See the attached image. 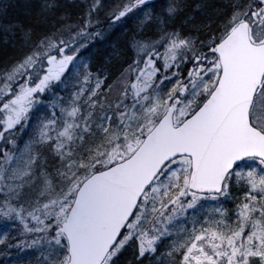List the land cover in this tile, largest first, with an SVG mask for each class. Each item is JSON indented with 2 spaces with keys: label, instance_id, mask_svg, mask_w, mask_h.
<instances>
[{
  "label": "snow or ice",
  "instance_id": "6c2138e0",
  "mask_svg": "<svg viewBox=\"0 0 264 264\" xmlns=\"http://www.w3.org/2000/svg\"><path fill=\"white\" fill-rule=\"evenodd\" d=\"M12 7L4 264H264V0ZM125 24L94 62L96 38Z\"/></svg>",
  "mask_w": 264,
  "mask_h": 264
},
{
  "label": "trees",
  "instance_id": "16d2710c",
  "mask_svg": "<svg viewBox=\"0 0 264 264\" xmlns=\"http://www.w3.org/2000/svg\"><path fill=\"white\" fill-rule=\"evenodd\" d=\"M8 1L9 2L7 3H4V2L1 3V4L9 5L7 14L6 15L1 14L0 16L1 24L9 23L12 19L18 18L22 14L20 9L12 7V5H14V0H8ZM110 1L112 2L114 1L115 3H117V0H110ZM205 2L211 3V4H223L226 2V0H205ZM125 26L128 27V24H125ZM120 30L119 29L114 30L115 32L114 35L110 33H105L103 36L98 37L99 40L96 41V44L93 46V49L91 52L94 58V62L102 63L104 61L109 51L106 45L107 42L112 44L111 47L113 48L123 46V39L118 37V32ZM127 258H129V252L122 253V259H127ZM147 261H148V258L145 257L146 264H147Z\"/></svg>",
  "mask_w": 264,
  "mask_h": 264
},
{
  "label": "rangeland",
  "instance_id": "374dc122",
  "mask_svg": "<svg viewBox=\"0 0 264 264\" xmlns=\"http://www.w3.org/2000/svg\"><path fill=\"white\" fill-rule=\"evenodd\" d=\"M7 2H9L8 0H5L4 1V3H7ZM21 2V0H14V4H19ZM112 1H110V0H104V3L105 4H107V5H109V6H111V5H113V4H115V2L113 1L112 3H111ZM191 2H195V0H191ZM22 15V14H21ZM0 16H1V14H0ZM1 22V21H0ZM0 25H2L1 23H0ZM128 27H126L125 25H124V27H115L114 29H121L122 31V33L123 34H125V30L127 29ZM113 30H111V32L110 33H113L112 32ZM106 45H107V47H108V49H109V51H108V53L111 51V49L113 48V47H111V45L112 44H109V43H106ZM226 207H231V205L230 204H226ZM0 226H2V225H0ZM4 261H5V257L3 256V255H0V264H4Z\"/></svg>",
  "mask_w": 264,
  "mask_h": 264
},
{
  "label": "bare ground",
  "instance_id": "6f19581e",
  "mask_svg": "<svg viewBox=\"0 0 264 264\" xmlns=\"http://www.w3.org/2000/svg\"><path fill=\"white\" fill-rule=\"evenodd\" d=\"M121 31H122V30H120V31L118 32V37H119V38H122L123 41H124L125 35H124Z\"/></svg>",
  "mask_w": 264,
  "mask_h": 264
},
{
  "label": "flooded vegetation",
  "instance_id": "af4514ba",
  "mask_svg": "<svg viewBox=\"0 0 264 264\" xmlns=\"http://www.w3.org/2000/svg\"><path fill=\"white\" fill-rule=\"evenodd\" d=\"M90 51V50H89Z\"/></svg>",
  "mask_w": 264,
  "mask_h": 264
},
{
  "label": "water",
  "instance_id": "95a60500",
  "mask_svg": "<svg viewBox=\"0 0 264 264\" xmlns=\"http://www.w3.org/2000/svg\"><path fill=\"white\" fill-rule=\"evenodd\" d=\"M1 1V0H0Z\"/></svg>",
  "mask_w": 264,
  "mask_h": 264
}]
</instances>
